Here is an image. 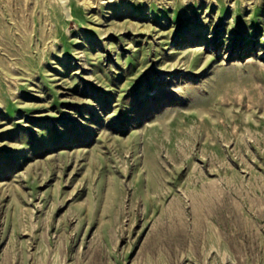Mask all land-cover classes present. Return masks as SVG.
I'll return each instance as SVG.
<instances>
[{
    "label": "rangeland",
    "instance_id": "rangeland-1",
    "mask_svg": "<svg viewBox=\"0 0 264 264\" xmlns=\"http://www.w3.org/2000/svg\"><path fill=\"white\" fill-rule=\"evenodd\" d=\"M0 264H264V0H0Z\"/></svg>",
    "mask_w": 264,
    "mask_h": 264
}]
</instances>
